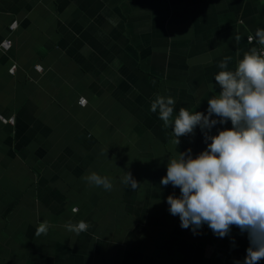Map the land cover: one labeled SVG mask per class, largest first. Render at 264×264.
<instances>
[{
	"label": "crops",
	"instance_id": "0c3cea01",
	"mask_svg": "<svg viewBox=\"0 0 264 264\" xmlns=\"http://www.w3.org/2000/svg\"><path fill=\"white\" fill-rule=\"evenodd\" d=\"M257 28L264 0H0V264H243L247 233L194 234L168 211V157L206 143L197 127L174 145L150 105L206 113L218 62L234 69Z\"/></svg>",
	"mask_w": 264,
	"mask_h": 264
},
{
	"label": "clouds",
	"instance_id": "9594fccd",
	"mask_svg": "<svg viewBox=\"0 0 264 264\" xmlns=\"http://www.w3.org/2000/svg\"><path fill=\"white\" fill-rule=\"evenodd\" d=\"M247 39L260 47L245 51L234 69L228 68L231 57L218 62L214 79L220 91L211 89L214 94L207 99L206 113L180 107L174 114L175 99L160 95L151 102L150 111L158 113L166 129L171 128L174 145L197 127L206 143L195 156L188 149L168 157L160 184L179 189V195L166 197L170 214L194 234L207 225L215 236L224 238L232 227L238 228L249 241L243 264H260L264 260V29L257 28ZM234 40L238 45L241 36ZM228 122L231 127L210 134L217 124ZM84 179L105 190L113 187L108 177L95 172ZM121 183L133 190L139 186L130 172ZM49 227L47 220L40 222L35 235H46ZM65 228L79 235L89 225L69 221Z\"/></svg>",
	"mask_w": 264,
	"mask_h": 264
},
{
	"label": "built area",
	"instance_id": "2783aa9c",
	"mask_svg": "<svg viewBox=\"0 0 264 264\" xmlns=\"http://www.w3.org/2000/svg\"><path fill=\"white\" fill-rule=\"evenodd\" d=\"M11 26V25H10ZM248 38V37H247ZM248 40V39H247ZM6 43H7V41H6ZM7 45V44H6ZM260 46H258L257 48H259ZM14 68V66L13 65H11L10 67H9V71H11L12 69Z\"/></svg>",
	"mask_w": 264,
	"mask_h": 264
}]
</instances>
